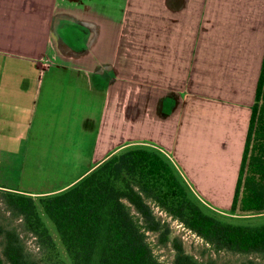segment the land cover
<instances>
[{
    "label": "crops",
    "instance_id": "0c3cea01",
    "mask_svg": "<svg viewBox=\"0 0 264 264\" xmlns=\"http://www.w3.org/2000/svg\"><path fill=\"white\" fill-rule=\"evenodd\" d=\"M263 58L264 0H0V161L18 169L4 146L25 145L23 168L28 145L50 139L49 155L80 131L49 170L69 177L3 185L58 192L147 144L203 202L230 209Z\"/></svg>",
    "mask_w": 264,
    "mask_h": 264
},
{
    "label": "trees",
    "instance_id": "16d2710c",
    "mask_svg": "<svg viewBox=\"0 0 264 264\" xmlns=\"http://www.w3.org/2000/svg\"><path fill=\"white\" fill-rule=\"evenodd\" d=\"M3 187V200L38 236L57 264L61 256L43 208L55 224L72 264H167L148 240V231L167 242L169 222L159 217L152 203L203 237L216 251L264 257V222L240 224L207 212L191 191L169 155L147 144L125 146L93 167L71 186L35 196ZM231 212L264 214V58L248 128L243 159ZM4 237L0 264H40L27 251L16 228L0 223ZM173 264H208L173 238ZM241 264H264L248 258Z\"/></svg>",
    "mask_w": 264,
    "mask_h": 264
},
{
    "label": "rangeland",
    "instance_id": "374dc122",
    "mask_svg": "<svg viewBox=\"0 0 264 264\" xmlns=\"http://www.w3.org/2000/svg\"><path fill=\"white\" fill-rule=\"evenodd\" d=\"M79 136L80 131L78 129L71 128V135L69 136V138L64 136L62 138L53 139L52 141L54 143L52 144V148H54V151L49 155L40 152V150L41 147L50 148V139L48 140L47 144H45V142L43 143L44 146H41L40 144L28 145V160L25 161L23 168L21 166L22 164L20 165V163L24 162V160L20 162L16 161V158L19 156L21 157V153L24 152L25 145L21 146V153H19V151L15 152V150L18 149L17 144L4 146L8 151V155L14 156V168L18 169L11 170L12 167L6 168V165H8V163L5 162L4 159H1L0 162L2 163L0 164V166H2V168L0 169V184L15 186L17 188H42L56 185L55 181L65 179L73 173L72 169H70L66 174H64V172L62 171L58 173H49V170H55L57 165H60V162H58L59 160H56L55 157L57 156V154L59 153V149H61V146L63 145V143L61 144V142H64L65 148H68L71 142L79 139ZM46 156L50 158L53 157L54 161L49 159V161L46 162ZM2 196L3 187H0V223L9 228H16L18 230V232L21 234L22 239L24 240L27 251L33 256V258L39 261L40 264H57L56 259L51 258V252L40 243L38 236L26 227L23 218L21 216L15 215L9 209ZM35 198L36 200H39V196H35ZM198 199L207 212L221 219L234 223L250 225H258L264 222V214H243L239 212L235 213L231 212V208L220 209L203 202L200 198ZM152 205L154 206L156 214L166 222H169L171 228V233L167 242H164L162 240L160 241L159 234L157 232H147L148 240L150 241L155 254L161 261L167 264H173L176 252L173 244L174 237L181 238L187 251L205 260L208 264H241L242 261L247 260L248 258H254L260 261H264V257L259 254L246 255L234 253L227 250L216 251L209 243L205 241L203 237L199 236L196 232L189 229L179 219L173 218L166 211L162 210L154 203H152ZM40 210L42 216L50 227V231L53 234L54 239L58 243V248L62 258L66 260L68 264H72L70 258L68 257V254L66 253L64 244L62 243L57 232L55 224L49 219L42 207H40ZM3 242L4 237L0 236V252H2L4 247ZM5 264L9 263L6 262Z\"/></svg>",
    "mask_w": 264,
    "mask_h": 264
}]
</instances>
